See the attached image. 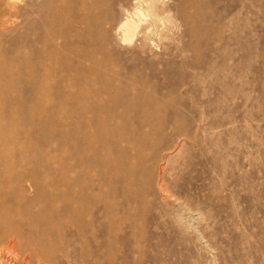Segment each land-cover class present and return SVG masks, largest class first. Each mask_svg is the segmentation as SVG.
Masks as SVG:
<instances>
[{
    "label": "rangeland",
    "instance_id": "rangeland-1",
    "mask_svg": "<svg viewBox=\"0 0 264 264\" xmlns=\"http://www.w3.org/2000/svg\"><path fill=\"white\" fill-rule=\"evenodd\" d=\"M127 2L0 0V264H211L209 241L240 235L264 258V0H160L135 74L137 41L102 34L94 8L116 20ZM90 51L124 69L83 71ZM127 107L149 121L110 114ZM117 124L145 163L113 150Z\"/></svg>",
    "mask_w": 264,
    "mask_h": 264
},
{
    "label": "bare ground",
    "instance_id": "bare-ground-1",
    "mask_svg": "<svg viewBox=\"0 0 264 264\" xmlns=\"http://www.w3.org/2000/svg\"><path fill=\"white\" fill-rule=\"evenodd\" d=\"M105 1L109 4L114 3V0H105ZM159 2H160V0H128V2L126 4H119V13L120 14L116 20L113 19V17H114V15L112 13L113 9H111L110 11H107V12H102L101 7L100 8H99V6L94 7V8H96L95 10H97L98 13L100 15H102L101 17L103 18V25H102L103 29H101L102 34L105 35L107 33L106 28L108 27V28L114 29L115 34L119 37L120 41L123 44L132 43L133 41H137L136 45H134V47L132 49V56L129 59L131 61V63L126 68L127 74H135L137 72L136 66H134L132 61L144 60L146 58V56L152 52V50H153L152 48L156 45V42L153 39V35H154V28H155V26L158 25V21H160V15H159L160 5H158ZM143 7L145 8L146 12H148L147 14L143 13V11H142ZM96 15H97V13H96ZM146 15L150 16L149 20H147L148 18L147 19L144 18V17H146ZM88 19H89V17H88ZM95 19H96V17L93 19L90 18L88 21V25L90 26L91 22H93V21L95 22ZM104 25H105V27H104ZM87 41H91V40L89 39ZM92 53L93 52L90 51L88 54V57H87V59L91 62V64H90V66L87 65L86 67H84L82 69L83 71H91V72H94V71H96V72L97 71H99V72L110 71V72H114L115 74H118V73H121L122 70L124 69V68H121L119 66L115 67V65H113V64L110 67H107V64H106L107 59L103 58L100 60H95V58H93L94 56ZM48 55L52 56V54H50V53H48ZM101 63L104 67L101 66ZM46 68L44 69V72L46 74H49L50 70L46 69ZM73 74L78 76V67H77L76 73H73ZM41 85H45V83L41 84ZM156 105H157V107H155V108H159L158 103ZM127 113H132L133 115L139 117L141 124L148 122L149 117H151L150 113H147V111L145 109L138 111V110L133 109V107H131V108L127 107L125 109V111H121V112L115 113V114L110 112V114L112 116H114V118L118 116L124 122H127V118H128L127 116H129ZM152 115H154L153 119L155 120L157 118V121L159 122L160 133L163 132V130H165L168 127V125H166V123H163L162 120L156 116V114H152ZM169 128L174 132V134H176L178 139H179V137H184V136L187 137L188 136L187 133H183L179 130H176L177 128H175L174 125L169 127ZM114 131H115L114 133H109V134H111V139H112L111 147H113V150H115L114 145H113V143H114L116 146L115 148H118L116 150H118L119 152H123V154H126L125 153L127 151L126 148L130 146L131 151L133 152L134 156L138 159V161H142L143 163H145L147 161L148 156L146 155L145 150H144V148L147 146V139H145L143 137H139V135L136 133L135 130L127 132L122 127V125H119V124H117ZM150 150H152V152H154L152 157H151V159L153 161H159V160L163 161L165 159L164 156H159V154H158L159 149L156 145L152 146ZM126 170H128L130 177L135 176V174H136L135 173V167L133 165H130V164L126 165ZM159 183H160L159 185H161L160 187L165 189L164 188L165 187L164 179L163 180L161 179V181ZM181 206H184L186 209L191 210L190 208H188L187 204L182 203ZM12 214H14V213H12ZM212 221L215 222V220H212ZM197 224H199V225L202 224V220L198 219ZM210 227H212V226H210ZM9 228H10L9 227V219L8 218L1 219L0 229L6 231ZM206 228H207L206 226H203V227H200L199 229H197V233L200 237H202V238L206 237V235L208 233L207 232L208 229L206 231ZM241 233H242V231H241ZM240 237L241 238L239 239V241L236 240L235 244L232 246L233 249L231 248L232 250H229V252H227V253L220 251L221 247L220 248L218 247L219 244L217 245L216 243H211L209 241L208 246L211 247L213 250L217 251V253H216L217 258H215L214 263H211V264H264V258H262V256L258 257L257 255L252 254L253 245H250L251 244L250 240L248 238H243L241 235H240ZM252 243H253V241H252ZM253 244L255 247L256 243H253ZM250 246H252V247H250ZM256 248H258V247H256ZM260 252H264V248Z\"/></svg>",
    "mask_w": 264,
    "mask_h": 264
}]
</instances>
